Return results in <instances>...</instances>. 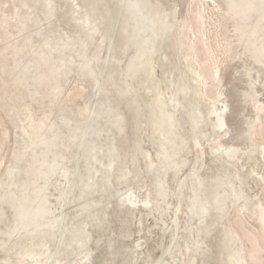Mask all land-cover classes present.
<instances>
[{
	"label": "rangeland",
	"instance_id": "374dc122",
	"mask_svg": "<svg viewBox=\"0 0 264 264\" xmlns=\"http://www.w3.org/2000/svg\"><path fill=\"white\" fill-rule=\"evenodd\" d=\"M22 1L0 0V60L10 54L12 43H18L25 49V61L35 53H51L56 60L70 54L73 63L69 72L51 76L39 86L33 82V74H38L35 70L13 112L6 94L20 90V76L0 69V180L5 179L14 152L30 145L40 151L37 140L57 134L61 141L58 152L65 153V159L51 179L49 197L54 199L57 194L54 183L72 185L63 208L70 221L59 243L50 235L30 238L26 233L16 240L3 236L0 264H170L173 247L179 251L181 264H209L206 256L197 253L202 240L197 221L210 218L217 235L216 264H238L235 255L240 249L245 252L244 264H264V212L255 207L247 211L241 208L246 197L236 195L245 188L246 169L249 179L264 174V11L252 5L241 9L231 0H149L158 5L161 14H170L165 28L160 26V13L156 15L159 31H166L168 41L146 56L144 74L139 70L135 76H128L131 60L143 49L131 33V47L120 52V61L114 59L106 67L103 84L109 99L107 112H100L95 105L94 80L84 72V58L76 49H65L68 54L55 49L57 42L63 45L71 36L92 32L89 26H78L85 8L92 4L57 0L58 14L50 28L42 36L29 38L34 24H45L46 5L45 1L37 2L29 9ZM126 2L108 0L105 17L92 11L97 32L91 35L90 53L98 51L107 21L113 13H122ZM28 12H34L27 24L31 27L23 32ZM115 27L117 33L118 24ZM117 36L115 41L118 38L124 43L122 32ZM15 63L10 61L8 67ZM53 69L49 64L45 71L51 74ZM157 69L159 73H155ZM160 101L165 104L163 113L155 111ZM220 110L227 124L215 128V113ZM194 112L200 118L198 129ZM98 113L99 119L91 123L82 148L66 152L77 126ZM171 113L175 114V127H157L159 116ZM121 115L124 129L116 122ZM168 137L173 140L164 146ZM208 146L220 149L219 156L199 160ZM231 146L234 155L224 150ZM242 159L246 164L241 166ZM65 171L73 172L66 180ZM126 196H134L130 205H122ZM3 212L11 214L9 209ZM224 219L236 232L233 240L224 234ZM185 229L191 232L189 246L186 237H174Z\"/></svg>",
	"mask_w": 264,
	"mask_h": 264
},
{
	"label": "bare ground",
	"instance_id": "6f19581e",
	"mask_svg": "<svg viewBox=\"0 0 264 264\" xmlns=\"http://www.w3.org/2000/svg\"><path fill=\"white\" fill-rule=\"evenodd\" d=\"M43 1H45L46 11H47V18L45 19L46 21L45 24L43 23L44 25H37L36 23L32 27L27 26V24L29 25L28 22L32 21L34 12H28L25 20L23 21V24H22L23 32L31 27L30 28L31 35H29V38L34 37V36H42L45 34L46 29L50 28L51 23L54 21L56 15L58 14L57 0H36L33 3H30L29 0L22 1V4H23L22 6L28 7L29 9H33L37 2H43ZM85 1H87L86 4L90 3L92 4V6L90 7V9L85 8V17L82 21L78 23L79 24L78 26H82V25L89 26L92 32H90V34L88 35H83V36L81 35L78 38H75V37L73 38L72 36L71 37L69 36L70 39L68 40L67 43L61 45L60 42H57L55 49L61 54L64 52L65 49L67 50L76 49L81 54V56L84 58V65H83L84 72L87 73L92 80H94L93 85L95 86V89H96L95 94H97V102L95 104L96 109H98L100 112H107V105H108L107 103H108L109 95L107 91L105 90V86L103 84L105 81L106 67L108 63L110 61H113L114 59L117 62L120 61V54H121L120 52H125L129 47H131L130 46L131 45V40H130L131 33H133L135 38L138 39L143 49L140 54H137L136 57L131 60L130 70L127 74L128 76H135L136 74H138L139 70H141L144 74L146 70V56L149 53L155 51L159 46L163 45L166 41H168V38L166 35V31L164 30L160 32L158 28V24L156 23V15L160 13L158 5L151 4L149 0H128V2H126L125 5L123 6V10H122L123 12L119 14H117V12L113 13L112 17L107 21L106 30H105V33L102 35L103 39L100 43L98 51L94 50V52L90 53L91 35L97 32L96 20L93 16V13L95 11L100 15V17H105L107 13L108 0H85ZM231 1L234 3L238 2L239 6L242 7L241 9L247 7L248 5H252L253 8L264 11V2H262V5L260 6L261 0L260 1L259 0H251V1L249 0L250 1L249 4H246V0H231ZM233 5L235 6V4ZM249 7L251 8V6ZM250 8H248L246 11L248 14L251 13V10L249 11ZM70 14H72V11ZM169 17H170V14L163 15L160 13L159 22H160L161 27L165 28ZM117 24H118V31L116 33L114 30ZM119 32L120 33L122 32V34L124 35V43L122 44L118 42V38H116V41L114 38V37H118L117 34ZM14 34L15 33H13V35ZM261 44H262V48L264 49V36H262ZM105 49H106V54L105 56L102 57L101 53L104 52ZM25 54L26 53H25V49L23 48V46H20L18 43H12L10 47V54L5 55L4 58L0 60L1 70H5V71L10 70L11 73H17V75L19 74L20 76V79H19V89L20 90H18L14 94H10V95H8V93L6 94L7 100L11 101V105L9 109L12 112L17 108V105L19 103L18 100L21 97H24L23 96L24 89L27 85H29L30 77L32 73H34L35 70L37 71L38 74L37 75L33 74V82L36 86H39L44 82L45 79L51 76L56 77V76H60L64 73L69 72L70 65H72L73 63V59L70 56V54H69V57H64V58L62 57L56 60L53 57L54 55H51V53H48V54L46 53L43 55L35 53V54H32L31 57L28 58L29 59L28 61L24 60ZM12 60L16 61L15 63L16 65L14 66L12 65V68H11V67H8V65H9V62ZM170 61H172V59ZM151 62H154V61L152 60ZM186 62H189V61H186ZM49 64L54 67L53 72H51V74H47V72L45 71V68ZM190 64H191V61H190ZM117 65H119V63H117ZM187 65L189 66V63H187ZM151 67H155V66L151 65ZM116 68L117 66H115V69ZM152 71H153V68H152ZM191 71L192 70H190V72ZM195 71H194L195 73H197L198 75L206 79V76L203 74L201 70L195 69ZM156 72L159 73L160 70L158 71L157 69L155 73ZM158 76L159 75H157V77ZM168 76L169 75H167V77ZM164 85H166L167 87V84H164ZM164 87L162 89H164ZM172 87L170 90H172ZM160 92L161 91L159 90V93ZM200 92L198 91L197 93H200ZM164 93L166 94V92ZM183 93L186 95L188 91L183 90ZM167 94H170V91ZM165 96L166 95L163 96L164 99H165ZM165 101L166 100H164V103H167ZM164 103L160 101L157 104V106H155V111L157 113H163V110L165 107ZM209 104L211 105V103ZM168 110L169 108L167 109V111ZM215 114H216V117H215L216 120H214L215 121L214 127L215 128L225 127L227 124V121L225 118L224 111L223 110H220L218 112L216 111ZM99 116H100V113L91 115L86 124L77 126L76 133L74 134V136L71 135V138H69L68 144L65 148L66 152H69L72 148H75V147L78 148V150L79 148H82L81 146H83V142L85 141L86 135L89 131V128L91 127V123L98 121ZM192 118L195 122V129H198V126L200 125L199 124L200 118L198 114L194 112L192 114ZM116 122L118 123V126L120 128L124 129L125 118L123 115L119 116L116 119ZM155 123L157 127L167 126L170 130H172L176 124L175 114L171 113L168 116H164V114H162L159 116L158 120ZM180 128L181 127H179V129ZM36 136L37 135L33 137H36ZM172 140H173V137H168V139L163 141L164 146L172 142ZM114 141H115L114 149L115 151H118L117 144H116L117 142L116 140ZM60 142L61 141H59L57 134H56V135H52V136L37 140L36 145L38 144L42 147L40 151L36 150V147L34 145L33 146L30 145L27 147L26 150H23L20 153L19 152L13 153L12 161L11 163H9V166L5 170V173H6L5 179L0 180V223H3V226H0V247H1V240L3 236L5 238L9 237L12 240L14 239L16 240L22 237L23 235H25L26 233L30 236V238H36L39 235L42 237H46V235H50V239H56L59 243L64 233L67 231L70 219L68 218L69 215L66 216L63 208L70 194V191L72 190L71 189L72 185L69 187L68 185L67 186L63 185L61 182L54 183L53 188L56 189L57 194L54 199H51V197H49V189H50V185L52 182L51 179L56 175L59 168L64 164L65 153L63 154L61 152H58V147H59ZM200 143L202 142L200 141ZM261 147L264 152L263 143H261ZM232 149L233 147L231 146L230 148L226 147L224 150H227L228 153H230V155H234V153L232 152ZM219 150L220 149L218 148L208 146L206 149L203 150V155L199 156L198 159L204 162L210 161L212 160V158L214 159L215 157L217 158V156H219L218 155V153H220ZM173 154L177 155L178 150H175ZM120 158H121V153H120ZM25 160L28 161L27 165L24 164ZM239 164L242 166L246 164V161L242 159L239 162ZM246 170L244 172V176H245L244 187L245 188L240 193H236V195L238 196L242 195L246 197V202L240 206L241 208L246 209V211L255 207V208H260L264 212V190L261 189L262 182L264 180V174H262L261 177H257L256 179H249ZM69 173L70 172L68 171H65L63 173L64 180L70 178L73 175V172H71L70 174ZM240 185H241L240 187H242V184ZM133 199H134V196H133ZM133 199L130 196L124 197L123 203L125 204H122V205H127L126 203H129L130 205V202H133ZM4 209H9L11 214L10 215L5 214L3 212ZM159 212L161 213V215H164L163 208L159 207ZM223 221L225 222V219ZM212 223L213 222L211 218L207 220L197 221V228L200 234L199 239L200 240L202 239L198 247L197 253L200 256H206L208 258L209 264H216L218 262L217 257H216L218 244H217V237H216L217 236L216 229L214 226H212ZM4 225L5 226L9 225V226L6 228L4 227ZM153 229L154 227L150 229L151 234L153 233ZM223 231H224L225 236L228 239L233 240L237 236L231 224L227 222H225L223 225ZM190 233L191 232L189 229H185L180 234L175 235L174 237H176L175 238L176 240L179 239L180 236L186 237V241L189 246L190 236H191ZM141 254L142 252L139 253V255ZM235 256L239 258L238 264L245 263L246 261L245 252L243 249H240ZM170 257H171L170 264H181L179 261L180 254L176 247H173L172 251L170 252Z\"/></svg>",
	"mask_w": 264,
	"mask_h": 264
}]
</instances>
